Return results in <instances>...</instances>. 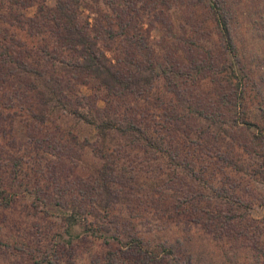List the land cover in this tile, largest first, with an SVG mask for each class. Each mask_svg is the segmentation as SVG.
<instances>
[{"label": "rangeland", "instance_id": "rangeland-1", "mask_svg": "<svg viewBox=\"0 0 264 264\" xmlns=\"http://www.w3.org/2000/svg\"><path fill=\"white\" fill-rule=\"evenodd\" d=\"M84 1L90 32L116 66L133 78L162 68L170 77L149 92L47 77V93L28 99L30 116L1 88L0 264H263L264 141L254 126L211 128L191 110L229 120L218 100L231 80L215 83L233 64L239 111L263 116L264 0ZM43 3L56 0H0V36L22 35L10 21ZM168 143L172 159L160 152Z\"/></svg>", "mask_w": 264, "mask_h": 264}, {"label": "trees", "instance_id": "trees-1", "mask_svg": "<svg viewBox=\"0 0 264 264\" xmlns=\"http://www.w3.org/2000/svg\"><path fill=\"white\" fill-rule=\"evenodd\" d=\"M82 6H87L84 0H56L54 6H48L43 3L39 7L38 13L32 17H26L24 20H21V18L10 19L12 24L20 26L18 31L22 34L18 36V33H16L12 40L6 34L0 36V91L3 87L2 89L8 92L11 101L10 108L17 109L16 106H18L19 109L26 110V113L30 116V106L28 107L27 105L29 103L28 99L30 96L32 97L39 93H47L43 92L45 88H49L48 83L50 82L47 77L62 81L63 78L69 76L70 79L78 82L82 76L87 75L93 77L110 90L131 91L143 87L147 92H149L148 89L154 79L164 77L168 80L170 75L165 68H162V73L154 69L153 77L149 74L133 78L132 72H127L128 75L124 73L122 67L116 66L113 60L108 57L105 49L98 47L90 32V21L86 20L82 15ZM218 10L217 21L221 26L222 35L226 38L227 45L233 47L235 44L230 34V28L226 19ZM116 14L113 19L120 20L121 14ZM80 18L84 20L79 24ZM231 65L220 69L221 74H224V76L222 78L219 77L215 83L218 86V84H221V80L224 79L227 87L231 80L232 93L224 92L218 100L221 107L231 112L229 120L224 121L218 118L214 120L203 107L196 112L191 110V113L209 122L211 128L218 127V122L219 124L226 122L237 128L245 126L249 130L254 126L258 130L255 136L262 143L264 141V114L263 116L256 115L258 122H253V120L248 121L245 118L244 111H239L243 106L241 102L245 98V93L243 90H239L240 81H238V76L236 75L237 70L233 64ZM24 77L32 79L35 85L31 84L29 86L26 84L27 78L23 80ZM245 82L247 87V79ZM234 85H236L235 88H233ZM245 85L242 84L240 88H245ZM172 93L177 97L181 95L178 91H172ZM185 113H183L184 116ZM190 117L193 118L192 116ZM174 126L175 132L181 133L180 129ZM146 134L150 137L149 128H147ZM168 146L169 149L167 150L161 147L160 152L169 153L170 159H172L174 158L172 150L175 149L171 143H168ZM193 146L200 151L207 150L202 148L199 141ZM193 151L194 153L196 152L194 149ZM194 153L191 155H194ZM195 154L197 155V153ZM204 154L209 159L213 158V155L209 154V152ZM216 157L221 159L223 163L225 161L226 163L224 164L226 166L233 164V161H230L231 159L222 152H218ZM261 157L264 160V155H261ZM261 167V169L258 168V172L264 174V163L261 164ZM225 196L227 197V195ZM72 215L75 216V214ZM163 250L165 251L166 248ZM142 252L148 253L147 250H142ZM166 252H169L168 248ZM173 264L180 263L175 258Z\"/></svg>", "mask_w": 264, "mask_h": 264}]
</instances>
